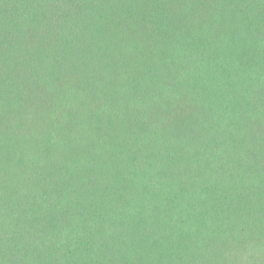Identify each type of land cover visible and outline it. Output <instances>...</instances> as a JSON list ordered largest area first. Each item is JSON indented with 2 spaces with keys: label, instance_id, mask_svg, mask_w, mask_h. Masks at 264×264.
Returning a JSON list of instances; mask_svg holds the SVG:
<instances>
[{
  "label": "trees",
  "instance_id": "1",
  "mask_svg": "<svg viewBox=\"0 0 264 264\" xmlns=\"http://www.w3.org/2000/svg\"><path fill=\"white\" fill-rule=\"evenodd\" d=\"M0 264H264V0H0Z\"/></svg>",
  "mask_w": 264,
  "mask_h": 264
}]
</instances>
